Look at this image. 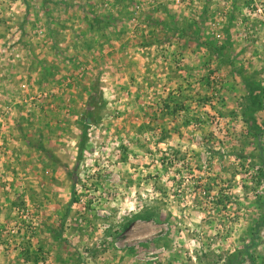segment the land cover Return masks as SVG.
<instances>
[{"label": "rangeland", "instance_id": "obj_1", "mask_svg": "<svg viewBox=\"0 0 264 264\" xmlns=\"http://www.w3.org/2000/svg\"><path fill=\"white\" fill-rule=\"evenodd\" d=\"M263 219L264 0H0V264H264Z\"/></svg>", "mask_w": 264, "mask_h": 264}, {"label": "trees", "instance_id": "obj_2", "mask_svg": "<svg viewBox=\"0 0 264 264\" xmlns=\"http://www.w3.org/2000/svg\"><path fill=\"white\" fill-rule=\"evenodd\" d=\"M83 139V138H82ZM80 142H81V140H80ZM81 144V143H80ZM264 224V219L262 220V225Z\"/></svg>", "mask_w": 264, "mask_h": 264}]
</instances>
